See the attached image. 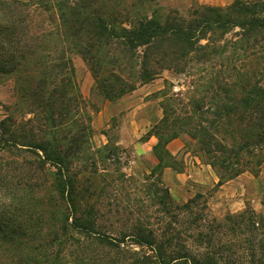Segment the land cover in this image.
I'll return each mask as SVG.
<instances>
[{"label":"trees","instance_id":"1","mask_svg":"<svg viewBox=\"0 0 264 264\" xmlns=\"http://www.w3.org/2000/svg\"><path fill=\"white\" fill-rule=\"evenodd\" d=\"M136 1L133 6L140 7L143 1ZM87 5V0L74 3L61 0L50 7L56 10L58 34L67 45L49 61L45 57L33 61L36 70L25 67V54L12 45L18 43L16 21L0 18V40H4L0 75L11 76L20 97L31 100L35 108L40 106L45 112L44 125L40 126H36L35 117L24 123H16L11 117L0 120V152L15 148L33 155L29 163L25 162L22 176L8 180L6 175H0V258L11 251V257H17L19 264H62L61 246L70 241L80 242L75 238L77 234L82 240L108 250H118L126 242L146 248L147 252L129 253L128 264H222L217 252L208 248L222 224L199 223L208 231H197L196 235L188 228L175 227L180 215H195L191 207L200 195L179 204L160 178L156 183L144 185L151 204L157 205L162 213L158 221L169 219L159 233L139 219L127 233L108 235L96 229L92 207L85 203L86 188L71 172L75 152L80 150V137L89 132V126L77 125L74 110L78 87L74 67L65 53L72 50L81 57L92 72L98 93L107 101L153 81L163 70L183 74L191 73L194 65H201L198 70L203 71L217 65L219 70L210 72L205 83L208 91L213 90L212 119L206 125L199 123L186 128L172 102L163 103L162 118L148 134L157 138L153 152L159 174L166 166L161 165V160L170 158L166 144L182 130L204 154L218 155L213 156L210 165L218 160L221 168L238 175L251 164L244 160L246 155L257 157L254 166L264 160V0H233L224 7L200 5L186 16L169 11L158 17L156 13L147 15L136 10L125 19H120L113 10L89 9ZM228 69L236 71L234 80L224 77ZM46 80L57 83L48 89L44 86ZM65 107L69 110L67 126L74 130L69 132L71 135L59 134L58 130L57 121ZM160 127L168 133L165 138L155 132ZM40 130L46 134L37 139L36 131ZM38 171L52 178L45 189L35 178ZM128 178L121 174L123 182L130 181ZM59 202L65 211L56 217L44 213L45 204ZM255 218L253 210L245 209L224 219L233 227L246 223L245 227L258 238L261 250L260 257L252 258L250 264H264V218L257 221ZM194 220L202 221L203 215L196 214L190 224ZM56 221L60 226L52 229ZM190 238H205L207 247L199 261L186 248ZM77 261L84 263L83 258Z\"/></svg>","mask_w":264,"mask_h":264},{"label":"rangeland","instance_id":"2","mask_svg":"<svg viewBox=\"0 0 264 264\" xmlns=\"http://www.w3.org/2000/svg\"><path fill=\"white\" fill-rule=\"evenodd\" d=\"M67 1L74 3L76 0ZM142 1L140 7H135L133 5L137 2L136 0H87V6L89 9L113 10L119 13L120 19H125L124 17H130L136 10L147 15L156 13L155 15L158 17H164L169 11L186 16L192 8L200 5L224 7L233 2V0ZM59 2L61 0H0V18L16 21V40L18 43L15 42L12 45L17 49L16 51L25 54L27 59L25 67L30 70L38 68L32 66L33 61L42 57H45V61H49L60 48L65 50L67 41L62 40L61 35L58 34L56 10L50 8ZM9 47L12 48L11 45ZM0 51H4V40H0ZM65 54L70 58L74 67V81L78 87V97L74 110L77 112V125L89 126V132H85L80 137V150L75 152V157L71 162V172L86 188L85 203L92 207V213L96 219V229L108 235H116L118 232L127 233L137 224L139 219L144 221V226L159 233L169 219L165 218L163 222L158 221L157 218H161L162 213L159 212L157 205L151 204L144 185L156 183L160 178V169L156 168L158 162L152 166L147 162L133 160L128 150L117 144L121 136L124 109L152 99L157 100L159 106L163 103L172 102L176 113L182 118L180 123H184L186 128L199 123L206 125L212 119L214 101L212 100L213 90L210 88L208 91L205 83L210 72L215 73L219 70L217 65L213 69L205 67L204 71L198 70L201 65H194L191 73L185 72L183 74L163 70L153 81L137 85L133 91L113 101H107L98 93L92 72L81 57L72 50L66 51ZM235 73L236 71L228 69L224 71L223 75L224 77L228 76V80H234ZM55 83L57 81L51 84L49 80H46L44 86L52 89ZM33 103L31 100L20 97L15 89V81L11 76L0 75V120L11 117L16 123H24L35 117L36 126L44 125L45 112L40 106L35 108ZM197 106L200 107V110L196 109ZM68 112V108L65 107L63 114L61 113L59 121H57L58 130H61L59 134L71 135L74 131L73 128L67 126ZM187 115H190V118ZM126 120H128L127 124L131 120L136 122L139 119L136 114H131ZM155 132L162 138L168 135L163 127L158 128ZM181 132L182 130L177 137L185 139L184 149L189 155L197 157L199 161L208 165L211 164L213 156H218L204 154L197 143L187 134ZM45 134L46 131H36V138L39 139ZM130 135L132 136V132ZM146 135L144 134L141 138H145ZM70 148L75 151L74 147L71 146ZM23 151L11 148L8 152H0V175L2 177L6 175L8 180H14L22 176L25 162L29 163L33 158L32 154ZM254 153L256 155L257 152ZM256 158V156L246 155L244 160L250 161L251 164L248 168H243L245 170L238 175L221 168L218 160L215 164L210 165L218 181L221 180V184L236 180L238 183L248 186L250 200L246 203L245 209L253 210L256 217L255 221L259 217L264 218V160L259 166H254ZM181 159L182 156L177 160L172 157H165L161 160V165L175 167L182 162ZM152 172L153 176L150 175ZM121 174L128 175L130 181L123 182ZM35 178L43 183L42 189L47 188L52 182L51 176L42 171H38ZM216 188L218 185L203 190L204 194L200 195L191 207V211L195 215H203L202 221L194 220V223L190 224L195 215L186 217L180 215L174 226L178 229L188 228L192 234L196 235L197 231L202 233L208 231L199 226V223H221L222 228L213 235V241L208 248L217 252L222 264H250L252 258L257 259L261 255V250L257 244L258 238L255 237L254 232L245 227V222L233 227L231 222L224 219L226 214L222 217H216L212 214L206 199ZM43 211L47 215L53 214L56 217L59 212L65 211V208L63 203L59 202L57 205L45 204ZM59 226L60 223L56 221V224L52 225L51 228L58 229ZM74 235L80 242L72 243L70 241L61 246L62 264H78V258L84 259V263L79 262V264H128L131 261L128 259L129 253L132 251L147 252L146 248L140 249L131 242H126L118 250H108L89 240H82L77 234ZM195 238L188 239L186 248L189 254L199 261L207 244L205 238L201 240H195ZM0 252L2 253L1 250ZM10 254H12L11 251H6L5 256L0 258L1 264H19L18 258L11 257Z\"/></svg>","mask_w":264,"mask_h":264},{"label":"crops","instance_id":"3","mask_svg":"<svg viewBox=\"0 0 264 264\" xmlns=\"http://www.w3.org/2000/svg\"><path fill=\"white\" fill-rule=\"evenodd\" d=\"M131 114H136L139 120L136 122L129 120L130 122L126 124L128 122L126 119ZM161 118L162 110L158 101L154 99L146 100L134 107H127L122 115L121 136L117 144L127 149L133 160L155 166L158 160L153 148L157 144V138L148 132L159 123ZM144 134H147L146 137L141 138ZM184 148L185 139L183 137L171 139L165 149L175 160L182 156V162L175 167L165 166L160 172L162 184L177 203H185L196 194H204L202 191L208 187L213 188L218 185V179L211 166L189 155ZM249 195L247 185L231 180L218 185V188L207 197L206 203L216 217H222L225 214L236 215L245 209L246 203L250 200Z\"/></svg>","mask_w":264,"mask_h":264}]
</instances>
